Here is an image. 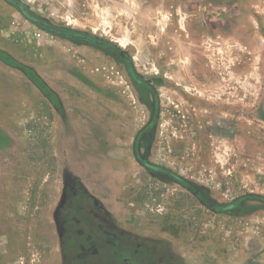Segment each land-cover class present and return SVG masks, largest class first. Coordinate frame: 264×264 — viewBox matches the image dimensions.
Wrapping results in <instances>:
<instances>
[{
    "label": "rangeland",
    "instance_id": "obj_1",
    "mask_svg": "<svg viewBox=\"0 0 264 264\" xmlns=\"http://www.w3.org/2000/svg\"><path fill=\"white\" fill-rule=\"evenodd\" d=\"M63 161L191 264H264V0H0V264L54 261Z\"/></svg>",
    "mask_w": 264,
    "mask_h": 264
},
{
    "label": "flooded vegetation",
    "instance_id": "obj_2",
    "mask_svg": "<svg viewBox=\"0 0 264 264\" xmlns=\"http://www.w3.org/2000/svg\"><path fill=\"white\" fill-rule=\"evenodd\" d=\"M59 171L51 264H191L172 242L132 226L86 169L63 161Z\"/></svg>",
    "mask_w": 264,
    "mask_h": 264
}]
</instances>
